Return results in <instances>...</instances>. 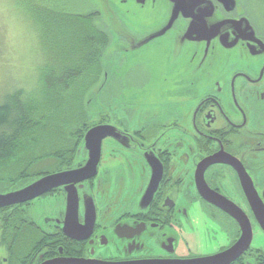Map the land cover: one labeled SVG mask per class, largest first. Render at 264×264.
Instances as JSON below:
<instances>
[{
  "label": "flooded vegetation",
  "instance_id": "flooded-vegetation-1",
  "mask_svg": "<svg viewBox=\"0 0 264 264\" xmlns=\"http://www.w3.org/2000/svg\"><path fill=\"white\" fill-rule=\"evenodd\" d=\"M54 1L45 0L41 9L58 11ZM168 1L75 4L79 10L71 16L106 33L103 58L113 26L129 21L133 34L115 36L116 42L128 48L135 41L143 60L128 63L119 78L112 68L104 73V90L117 82L118 97L104 94L102 119L73 140L67 159L61 154L34 181L85 167L91 160L87 131L106 126L111 133L100 141L94 168L88 178L25 203L19 212L12 207L11 224H19L6 235L0 227L6 254L0 264H15L6 246L17 245L26 247L19 264L55 258L76 264H264V0H238L234 9L211 0L227 24L212 29L208 49L204 36L191 34L200 9L185 3L181 13ZM169 11L176 15L172 23ZM155 30L166 31L149 34ZM122 53L131 52L106 59ZM124 58L115 61V71ZM125 87L131 89L125 96L131 91L136 97L121 95ZM72 191L75 206L68 210ZM70 219L73 238L63 231Z\"/></svg>",
  "mask_w": 264,
  "mask_h": 264
},
{
  "label": "rangeland",
  "instance_id": "rangeland-1",
  "mask_svg": "<svg viewBox=\"0 0 264 264\" xmlns=\"http://www.w3.org/2000/svg\"><path fill=\"white\" fill-rule=\"evenodd\" d=\"M41 1L45 2V0ZM77 2L81 4V0H56L52 4V7H57V12H61L63 15H71L77 13L79 10V7H75ZM24 3V0H0V103L3 102L7 95L18 91L23 93L22 98L29 110V119L31 121L30 128L25 132L24 136L27 140L34 142V144L31 146L32 148H30V151H24L26 152L23 157L25 162L23 160L24 163L22 162L23 165L21 164L22 166L20 165V167H26V164L30 160L35 156L38 157L37 161L31 162L32 165L29 163L31 167H29L28 170V174L36 176V179L41 176L42 173L44 174L53 169L56 162L55 159L58 158L59 155H68L69 151L74 146L72 137L77 135L79 130L82 128L86 129L102 119L97 116L107 111L106 106H104L105 95H107L108 100L118 97L119 85H117V82H114L109 89L107 88L108 90H104L105 85H107L104 80V73L107 69L109 68L111 70L112 68V74H116L119 78L123 75L125 66L128 63L133 64L142 58H138L140 54L136 50L134 53H122L112 58H103L102 63L97 61L99 64L98 67L94 66L96 62L93 61L94 57L91 55L97 53L98 56H101L103 49H106L104 48L106 47L104 43L105 40H103L105 39L103 36H106V33L100 31V33H102V39L95 41L93 32L99 30L88 24L89 26L87 25L86 31L88 33L89 28L90 33L91 28L92 35L88 36L87 41L89 45L88 49L85 48V50L87 51L86 57L90 62H88L86 69H83L84 73L78 79L72 80V83L68 86L67 92L63 95L59 93V97L55 96L56 98L52 99L54 94V83H49L43 88L41 77H49L50 73L48 71L52 72L54 69L57 74L60 72L59 69H63V64H65L68 69L69 63L64 61V50H61V53L57 54V51H59L58 48L56 51L58 43L54 44V49H52L48 38H44L47 33L52 37L51 40H54L56 37L53 35H55L56 32L52 29L47 31L45 28L46 25L39 26L35 21L36 18L31 14L30 3ZM130 25L131 22L129 21L120 25L123 35L133 34L130 32ZM82 26L84 27V25ZM113 36L114 41L115 35ZM156 40L160 41L161 39L157 38ZM54 42L55 41H53V43ZM95 42L103 48L96 45ZM112 54L110 53L109 56ZM121 58H124V63L122 64L123 68H120V71H115L114 68L118 66L115 61L120 63V60H123ZM97 59L99 58H96V60ZM62 61H64V63ZM178 64L177 60H175V66ZM152 66L156 67L154 65ZM160 66H158L154 72H151L155 74L158 73ZM132 67L136 66L132 65ZM110 76L112 77V75ZM118 84L120 83L118 82ZM163 89L165 90L164 87ZM128 90L131 89L125 87L121 95L124 93L125 96ZM129 95L131 97H136L135 93L131 91L128 92L127 96ZM151 95V93L147 94L148 98L153 99L152 102H154L155 97ZM138 101H140V99H138ZM144 103L146 105L148 104L146 102ZM60 151L62 153L57 154ZM48 153H55L57 155L44 156ZM18 165H15V167L17 166L16 168H18ZM14 223L17 225L18 220L14 221ZM21 232L22 239L26 236V241L28 236L24 234V229H22ZM37 238V234L34 233V237L30 239V249ZM22 247V256H24L26 247L25 245ZM3 256H6V254L0 244V258Z\"/></svg>",
  "mask_w": 264,
  "mask_h": 264
},
{
  "label": "trees",
  "instance_id": "trees-1",
  "mask_svg": "<svg viewBox=\"0 0 264 264\" xmlns=\"http://www.w3.org/2000/svg\"><path fill=\"white\" fill-rule=\"evenodd\" d=\"M24 2V4L29 2L32 6H30V9L32 11L31 14L36 18L35 21L39 26L46 25L45 28L47 31L52 29L54 32H56L55 35H53L56 37L54 40H51L52 37L47 33L44 38H48L52 49H54V44L58 43L56 51L57 48L59 51H57V54L61 53V50H64V61L69 63L68 69L66 68L67 66L63 64V69H59L60 72H58L57 74L54 69V71L52 72L48 71L50 73L49 77H41L43 88L49 83H54V94L52 96V99H54L56 97H59L60 94L63 95L65 92H67L68 86L70 83H72V80L78 79L84 73L83 69H86L88 62H90V60L86 57L87 51L85 50V48L88 49L89 43L87 39L89 35H92V29L90 28L89 33L88 28L87 33L86 27L88 24L82 23L79 20L81 19V17L63 15V13L61 12L59 13L57 11L41 9V3H43L44 1L42 2L41 0H24ZM76 20L79 21L76 22ZM81 24L84 25V27ZM93 35H95V41H97L98 39H102V33H100V31L95 30L93 32ZM103 38H105V35L103 36ZM103 40L106 41H104V43L105 45H107L108 39ZM53 41L55 42L53 43ZM95 44L99 45L97 42H95ZM100 47L103 48L102 46ZM103 52L104 49L102 51V54ZM88 53L90 54L89 51ZM102 54L101 56H98L97 53L91 55L94 57L93 61L96 62L94 63V66H99L97 61L102 63ZM96 58L99 59L96 60ZM64 61L62 62L64 63ZM22 96L23 93L21 91H18L7 95L4 98L3 102L0 103V189H2L0 190V193H8L21 189L34 181L36 177L34 175H29L28 170L29 167H31L30 165L38 160V157L35 156L32 160H30L26 164V167H20L24 160V154L30 151V148H32L31 146H33L34 144V142H32L31 140H27L24 136L25 132L30 128L31 121L29 119V110L27 109ZM85 130H87V128H82L81 130H79L78 134L72 137V140H75V138L77 139V137L82 135ZM57 154H60V152ZM57 154L48 153L44 156H55ZM68 155L63 154V158L67 159L69 157ZM58 157H60V155ZM29 163L31 164L29 165ZM15 165H18V168H16L17 166L15 167ZM42 175L44 174L42 173ZM13 208H15L13 209L15 212H19L21 205L15 206ZM11 209L12 207L0 209V227L4 229V235L7 234L11 226H15V223L13 225L11 224L12 219L8 213ZM17 220L18 219H15L14 221ZM37 241L38 240H36V242ZM33 246L34 245H32V247ZM8 251H10V257L14 260V263L19 264L22 257V247L17 245L15 248L13 247L12 249L8 250L6 246V252Z\"/></svg>",
  "mask_w": 264,
  "mask_h": 264
},
{
  "label": "water",
  "instance_id": "water-1",
  "mask_svg": "<svg viewBox=\"0 0 264 264\" xmlns=\"http://www.w3.org/2000/svg\"><path fill=\"white\" fill-rule=\"evenodd\" d=\"M215 1L222 4L225 8L227 7L228 9H234L238 3V0H215ZM168 2L170 4L176 3L175 10L181 13H183L184 11L183 6L185 3L186 4L192 3L193 5L192 7H190L191 9H196V8L200 9V15L195 17L196 23L193 26V31L191 32V34L198 32L202 36H204L205 38H202V39L203 40L206 39L207 49L209 46V39H210L209 34L213 32L212 29H217L218 26L224 27L227 24L225 21H222L219 19V17L217 16L218 14L214 13V6L211 0H170ZM202 4L204 5L203 7H202ZM170 13L172 12L169 11V16L171 17V23H172V21L176 18V15L173 16ZM243 21H246V20H243ZM158 29L160 28H157V30ZM157 30L153 32L150 31L151 33L149 32V34H152V35L157 34L160 36L166 31L164 30L163 32L161 31L156 32ZM113 32H114L113 35H115L116 37L123 35L120 29V25L113 26ZM116 40L117 39L115 38L113 43L106 50L104 54V58H107L110 55V53L112 54L113 52L132 51L131 53H134L138 48V44L135 43V41L131 42L130 40V47L124 48L121 44L116 43ZM234 46H236V43L232 44V47ZM186 66H188V60H186ZM190 75H191V72H190ZM190 75H186V80H187V77ZM109 131L111 133V129H109V127H106V126H96L87 131L84 137V142L86 144V147L90 151L91 160L87 163L85 167L79 170L51 174V175L42 177L21 189L11 191L8 193H0V209L23 205L25 203L34 201L40 196L58 187H62V186L66 187V185H71V184L73 185L79 181H82L88 178L89 173L92 171V169L94 168L97 162V159L99 158L100 141L103 138H105L107 135H110V133L108 134ZM75 198H76L75 191H72V193L71 192L68 193V210L72 209L73 206H75V201H76ZM70 221L71 219L66 220L63 231L67 237L73 238L74 236L72 235L73 234L72 232H74V230H72L70 226ZM74 222H75V219H74ZM76 263L77 261L74 259L55 258L52 260H48L42 264H76Z\"/></svg>",
  "mask_w": 264,
  "mask_h": 264
}]
</instances>
